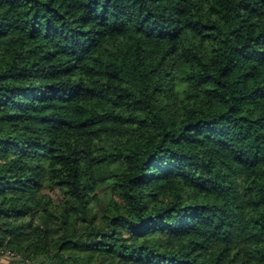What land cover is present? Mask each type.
Listing matches in <instances>:
<instances>
[{"label":"trees","instance_id":"16d2710c","mask_svg":"<svg viewBox=\"0 0 264 264\" xmlns=\"http://www.w3.org/2000/svg\"><path fill=\"white\" fill-rule=\"evenodd\" d=\"M0 264H264V0H0Z\"/></svg>","mask_w":264,"mask_h":264}]
</instances>
